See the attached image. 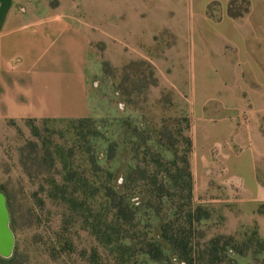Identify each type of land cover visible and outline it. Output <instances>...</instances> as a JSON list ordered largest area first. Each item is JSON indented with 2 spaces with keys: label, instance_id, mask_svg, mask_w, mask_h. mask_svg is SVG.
I'll list each match as a JSON object with an SVG mask.
<instances>
[{
  "label": "rangeland",
  "instance_id": "374dc122",
  "mask_svg": "<svg viewBox=\"0 0 264 264\" xmlns=\"http://www.w3.org/2000/svg\"><path fill=\"white\" fill-rule=\"evenodd\" d=\"M249 5V0H232L226 12H244ZM223 12L218 5L208 9L215 19L222 17ZM251 18L256 22V34L264 38L261 31L264 10L256 7ZM223 19L220 24L204 26L210 38H216L217 32L230 30L227 18ZM135 44L139 47L125 39L90 43L87 61L90 116L75 120L0 119V191L7 198L17 264L117 261L185 264L180 252L162 236L165 223L169 234L185 232L189 237L192 249L187 264H261L264 252L255 248V241H249L254 229L259 233L257 222L237 224L232 219L251 213L264 216V201L226 200L230 198L228 193L243 191L246 185L254 187L253 179L264 187V162L256 163L251 173L249 150L235 156L215 155L219 163L214 175L209 171L213 163L208 162L213 154L203 151L209 134L195 135L193 127L202 113L230 109L229 105L206 107L205 103L208 99L226 98L225 89L234 86L247 101L237 108V113L257 115L264 137V106L253 105L250 100L264 92V41H239L241 57H228V53L227 57L213 56L209 61L191 55L178 57L174 48L180 44L168 35H157L154 41ZM187 44L182 45V49L189 47ZM230 64L233 68L227 67ZM181 131L191 139L190 191L187 178L178 176L181 157L187 150L178 136ZM140 134L148 141L140 142L137 138ZM107 140L116 143L114 154L106 155ZM56 148H61L64 156L58 154ZM46 149L51 153L50 158L43 156ZM222 158L228 162L221 163ZM227 164L248 175L245 184L239 180L223 187L219 180L229 176ZM64 165L76 176H68ZM130 168L146 174L144 179L140 172L133 174L132 186L126 190V172ZM83 182L91 187V193L87 190L85 196L79 189ZM105 185L118 195L128 196L132 218L116 222L111 214L103 212L104 209L101 211L104 201L101 189ZM64 187H67L65 194ZM161 193L171 196L176 208H172L171 202L159 205L158 194ZM189 193L186 200L184 197ZM63 198L84 199L91 210L72 212ZM196 207L205 211L207 217L190 225L185 214L188 208ZM82 214L92 217L105 214L120 236H127V246L105 244L86 228ZM231 223L237 226L229 232ZM219 235L232 236L231 243L243 253L228 249L226 254L219 253L225 255L222 262H211L204 253L208 242ZM147 242L151 245L149 248ZM157 247L162 251L157 261L153 258L155 252L145 254L141 250Z\"/></svg>",
  "mask_w": 264,
  "mask_h": 264
},
{
  "label": "crops",
  "instance_id": "0c3cea01",
  "mask_svg": "<svg viewBox=\"0 0 264 264\" xmlns=\"http://www.w3.org/2000/svg\"><path fill=\"white\" fill-rule=\"evenodd\" d=\"M230 1L0 0V119L68 120L90 116L87 61L92 41L125 39L136 45L154 41L162 34L180 44L174 48L178 57L191 55L208 61L213 56L227 57L228 53V57H241L239 41H264L256 34V22L251 18L256 7L264 10V0H249L247 12L238 16L227 14ZM211 5L224 11L222 17L215 19L208 13ZM224 17L230 30L210 38L204 26L220 24ZM261 31L264 35V28ZM186 43L189 47L182 49ZM230 66L233 68L232 64L227 65ZM225 90L226 98L208 99L205 106L231 108L202 113L193 127L195 135L209 134L203 151L213 154L208 162L213 163L209 171L214 175L219 163L215 155L235 156L246 150L251 155L248 167L252 173L256 163L264 162V137L257 124L258 116L237 113V108L246 105V99L237 87ZM250 100L253 105L264 106V92ZM224 162L228 159L222 158L221 163ZM227 169V179H218L223 187L239 180L246 183L248 175L228 164ZM253 180L254 187L246 185L243 191L228 193L230 198L226 201H264L263 185ZM232 220L237 224L256 221L264 239L263 215L251 213ZM236 226L231 223L228 231Z\"/></svg>",
  "mask_w": 264,
  "mask_h": 264
},
{
  "label": "trees",
  "instance_id": "16d2710c",
  "mask_svg": "<svg viewBox=\"0 0 264 264\" xmlns=\"http://www.w3.org/2000/svg\"><path fill=\"white\" fill-rule=\"evenodd\" d=\"M232 4H230V8H231ZM248 10V9H247ZM244 11V12H247ZM243 12H239L236 14H233L229 11V15L230 16H238L241 15ZM86 118V117H85ZM83 119V118H81ZM56 120V119H54ZM68 120H75V119H68ZM124 126L126 125V119L122 121ZM134 132H137V130L135 129ZM161 136H166L164 135V133H160ZM168 135H170V133H168ZM92 137H95L94 134L91 135ZM180 142H182L183 144H185V146H187V150L185 151V154H183V156L181 157V163H182V168H180V174H178V176L180 178H187L188 181V190L190 191V183H191V174H190V170H189V162H188V154L191 152V139L184 135L183 132H179L178 133ZM138 140L140 142H147L148 139L147 138H143L140 136L137 137ZM108 141V140H107ZM173 146V144H172ZM116 149V143L115 142H111L108 141V144L105 148V153L107 154H114V151ZM168 150V149H167ZM56 152L58 154H60L61 156H64V151L61 148H56ZM51 153H49L47 151V149L45 150V152L43 153L44 157H49L50 158ZM92 163V162H91ZM176 164V163H175ZM67 166L64 165V170H66L68 176H70L71 178L76 176L75 172H72L71 170H69L70 168H68V170L66 169ZM137 172H140L142 175V179L145 178V171H140L138 169H128L126 172V183L124 185V188L126 190H129L130 187L132 186L131 181H133V174H136ZM141 179V180H142ZM171 188H175V186L170 185ZM66 188L64 187L62 189V192L65 194L66 193ZM75 188V187H74ZM91 187L88 186L87 183L83 182V184H80L79 189L84 192V196L87 193V190L89 191ZM77 188H75L76 190ZM90 192V191H89ZM102 192V197L104 199V201L102 202L101 206H103L101 208V211L104 209L103 212L106 211V213H109L112 215V218H114V220L116 222H122L123 220H127V217L132 218V213L130 214V212H132V205L128 199V196L122 194V195H118L116 194V192L114 191V189L108 185H105L104 187H102L101 189ZM91 193V192H90ZM159 196V200H158V204L159 205H163L166 204L167 202H171L172 203V208H176L173 204V198L169 195H161L158 194ZM190 193L188 196L184 197L186 200L189 199ZM64 202H66V204L69 206L70 210L72 212L81 209V210H85V211H89L91 210L90 205L87 204V201L84 199L81 200H77L75 198H63ZM84 212V211H82ZM187 214H185V218H187V221L190 225H192L195 222H198L199 220H201L202 218H206L207 217V213L205 211H202V209L200 207H196L194 209L192 208H188L186 211ZM84 214V213H83ZM82 214V219L83 222L86 226V228H89L90 231L94 234H96V236H98L100 238V240H102L103 242H105V244L111 245L113 243L119 244L120 247L123 246H127V236L122 235V237L120 236L121 234L118 233L114 227L113 221L111 223H108V218L105 217V214H101L98 215V217H92L91 215H86L84 216ZM134 217V216H133ZM178 216L175 217V220H178ZM14 224V223H13ZM165 223V227H166ZM164 227L162 228V236L170 243V245H172V247H174L175 249H177V252L180 254V259L182 261H184L185 264H187V260H188V256L191 254V241L189 239L188 236H186L187 234L185 232H173L171 234L168 233L167 229ZM116 236V237H114ZM252 238L249 239V241L253 240L255 241V248L260 251V252H264V239H262L259 236V233L257 231V229H254L252 231ZM233 241V237L232 236H225V235H219L217 237H214L213 239H211L208 244H207V248L205 251V255L209 256L211 259V262H217L220 263L223 261L225 255L221 256L220 254H226V251L228 249H231L237 253L242 254L243 252L241 251V249H238V247L234 244H232L231 242ZM150 243H146V247L151 246L149 245ZM141 250H143L142 252L145 254H150L151 251L155 252L156 254L154 255V259L157 261L160 259V257L162 256V251L160 250V248H154V249H147V248H142ZM18 253L17 250L13 251V254L11 257L9 258H2L0 256V262L2 264H17L19 263L18 261ZM186 260V261H185ZM119 261H124V260H119ZM263 261H261L262 264ZM103 264H130L129 262H125V263H120V262H105Z\"/></svg>",
  "mask_w": 264,
  "mask_h": 264
},
{
  "label": "water",
  "instance_id": "95a60500",
  "mask_svg": "<svg viewBox=\"0 0 264 264\" xmlns=\"http://www.w3.org/2000/svg\"><path fill=\"white\" fill-rule=\"evenodd\" d=\"M15 246V236L10 227V213L7 198L0 191V256L9 258L12 256Z\"/></svg>",
  "mask_w": 264,
  "mask_h": 264
}]
</instances>
